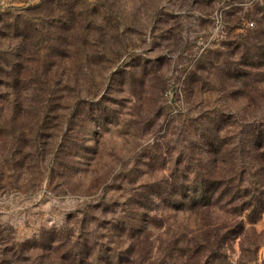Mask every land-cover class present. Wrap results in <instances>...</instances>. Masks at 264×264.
<instances>
[{"label": "rangeland", "instance_id": "obj_1", "mask_svg": "<svg viewBox=\"0 0 264 264\" xmlns=\"http://www.w3.org/2000/svg\"><path fill=\"white\" fill-rule=\"evenodd\" d=\"M260 120L264 0H0V264H264Z\"/></svg>", "mask_w": 264, "mask_h": 264}, {"label": "trees", "instance_id": "obj_2", "mask_svg": "<svg viewBox=\"0 0 264 264\" xmlns=\"http://www.w3.org/2000/svg\"><path fill=\"white\" fill-rule=\"evenodd\" d=\"M249 129L248 143L245 144V142H243L240 144V146H238V154L241 155L243 152H246L247 155L246 159L243 157V162L237 165L238 169L240 170V174L238 176L239 181L237 180L238 184L235 187H237V189H242V181H244V179L242 178L243 174L247 173L251 169H254L250 172V174H254L253 181L248 182L249 184H247V187L245 186L246 188H244V196H248V201L244 206L245 217L250 223H252L257 219V217H259L261 213L264 212V120L256 121L252 126L250 125ZM248 144L252 145V149L250 151L251 153L246 150V146ZM251 161L254 164H251ZM226 180H228L229 182V180L231 179L223 178V180H221V182H218V184L221 183L226 185ZM200 181L201 185H204V187L202 186L198 198H205L206 201L213 195L211 194L212 191H209V187H214L216 182L215 180L209 178H202ZM216 191L217 190H214L213 193L215 194ZM240 191L243 190H239L238 192ZM40 236H42V234H40L39 236L36 235L35 238H33L29 248V251L32 252L36 249H39L40 251L42 250V254L40 253L39 255H35L36 259L41 260L42 258H46L47 261H50L54 264H91V262L87 261L88 259H90V257H92V252L88 250L87 246H83L82 248L74 241L66 240V242H69V248L62 249V247L65 245V242H63V240H52L50 246L46 247L44 241L47 238H40ZM37 243H39V246L37 245ZM23 257L25 259L26 255L24 254ZM29 258L31 260L30 264H32V253L27 256L26 260H29ZM18 260H23V258H20L19 255L18 258H16V261ZM43 262L40 261L41 264H44Z\"/></svg>", "mask_w": 264, "mask_h": 264}, {"label": "built area", "instance_id": "obj_3", "mask_svg": "<svg viewBox=\"0 0 264 264\" xmlns=\"http://www.w3.org/2000/svg\"><path fill=\"white\" fill-rule=\"evenodd\" d=\"M250 25H252V23H250Z\"/></svg>", "mask_w": 264, "mask_h": 264}]
</instances>
